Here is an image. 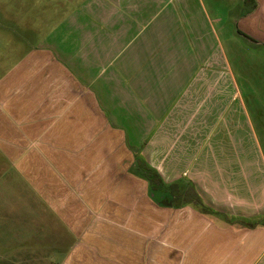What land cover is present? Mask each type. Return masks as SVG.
Here are the masks:
<instances>
[{
    "label": "crops",
    "instance_id": "1",
    "mask_svg": "<svg viewBox=\"0 0 264 264\" xmlns=\"http://www.w3.org/2000/svg\"><path fill=\"white\" fill-rule=\"evenodd\" d=\"M23 7L25 46L0 52V264H264L235 67L264 48V0L233 43L204 0Z\"/></svg>",
    "mask_w": 264,
    "mask_h": 264
},
{
    "label": "rangeland",
    "instance_id": "2",
    "mask_svg": "<svg viewBox=\"0 0 264 264\" xmlns=\"http://www.w3.org/2000/svg\"><path fill=\"white\" fill-rule=\"evenodd\" d=\"M204 1H206L207 4L212 3V5H214V7L219 10V13L221 14L220 18L223 22L222 25L226 26L227 29L225 30L224 40H228L229 42L233 43L234 41L232 39L236 36L234 33L236 27L232 22V19H234V16L237 17L238 13L242 15L247 13L251 8V0H246V3L244 2L245 0ZM23 9V0H0V52H2L3 56L5 53L7 54L10 51L16 49V52L13 53L14 56L21 51L20 47L22 48L25 46L23 43L24 39H22L25 34L22 32V28L24 31L26 26L25 23L27 26H33H31V24L29 25L28 21L24 19V15L21 16L20 12L23 11ZM13 30L16 32L20 31L21 33L14 35L12 32ZM241 43H245V41L241 39ZM257 49L258 50H256L254 56L251 57L243 58L245 55L241 53V58L239 59L243 58L247 63L245 65H235L237 68V70H235L237 71V89L240 93V100L242 101L243 106L246 108H244L246 110L244 111L245 114H242L241 117V125L246 128V121L248 122L251 120L254 123V131L256 133L255 135L253 132L254 136H257L258 141V145L252 143V145H247V147L258 148V151L263 152L264 157V48L261 50L260 48ZM206 67L207 66H205V64L201 66V68L204 69ZM221 68L222 67L220 66V69ZM224 68L226 69L224 74H226L227 77L230 75L229 77L232 78L234 66L231 65L228 66V68L224 66ZM220 69H216L215 73H217V70L220 71ZM215 73L214 75H216ZM231 110L232 108H230L228 111L231 112ZM230 112H227L226 115L230 114ZM231 114V117L230 115H228V117L232 118V120L236 119V113L232 112ZM244 129L242 128L241 132H243ZM248 133H246V137L251 136V133ZM231 134H234L233 130L231 131ZM222 137L225 140V135ZM249 141H252L251 138H249Z\"/></svg>",
    "mask_w": 264,
    "mask_h": 264
}]
</instances>
